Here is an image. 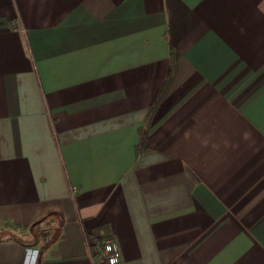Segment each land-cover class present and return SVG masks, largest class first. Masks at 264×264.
Returning <instances> with one entry per match:
<instances>
[{"label": "crops", "instance_id": "obj_1", "mask_svg": "<svg viewBox=\"0 0 264 264\" xmlns=\"http://www.w3.org/2000/svg\"><path fill=\"white\" fill-rule=\"evenodd\" d=\"M0 264H264V0H0Z\"/></svg>", "mask_w": 264, "mask_h": 264}, {"label": "built area", "instance_id": "obj_2", "mask_svg": "<svg viewBox=\"0 0 264 264\" xmlns=\"http://www.w3.org/2000/svg\"><path fill=\"white\" fill-rule=\"evenodd\" d=\"M74 191H76V187H74ZM90 250L96 263H118L120 261V246L114 238L103 242L95 241L90 245Z\"/></svg>", "mask_w": 264, "mask_h": 264}, {"label": "trees", "instance_id": "obj_3", "mask_svg": "<svg viewBox=\"0 0 264 264\" xmlns=\"http://www.w3.org/2000/svg\"><path fill=\"white\" fill-rule=\"evenodd\" d=\"M142 133H143V131H142ZM146 133V132H145ZM54 212H50L47 216L49 217L51 214H53ZM46 216V217H47ZM46 217H44V218H46ZM43 219H40L38 222H36V223H34L33 225H31L30 226V228L32 229V230H35V232L37 233V235H38V237L40 236V237H42L43 238V240L44 241H46V242H49L50 240V238H48L47 237V235H50L49 234V231H47L45 228H43V229H37L36 228V226H37V224L40 222V221H42ZM47 237V238H46ZM101 241V240H100ZM105 241V240H104ZM101 242H103V241H101Z\"/></svg>", "mask_w": 264, "mask_h": 264}]
</instances>
